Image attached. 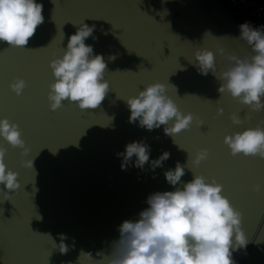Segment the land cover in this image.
<instances>
[{
	"label": "water",
	"instance_id": "obj_1",
	"mask_svg": "<svg viewBox=\"0 0 264 264\" xmlns=\"http://www.w3.org/2000/svg\"><path fill=\"white\" fill-rule=\"evenodd\" d=\"M35 2L43 5L44 20L27 46L0 42V119L18 125L28 149L21 155V149L0 139L6 169L17 173L20 184L10 200L0 185V264H87L81 253H91L95 262L96 253L107 252L118 239L121 223L137 220L148 207L150 195L174 191L194 175L220 184L222 195L241 213L248 242L232 253L234 264H264V160L232 156L223 144L225 136L255 128L264 110L252 111L220 94L221 82L211 72L200 75L190 63L196 50L212 51L218 75L225 70V56L249 52L237 39L234 19L215 0ZM81 24L93 28L85 44L93 56L103 57L109 91L94 110L64 101L50 111L48 65L62 56ZM16 80L25 83L20 96L9 88ZM153 83L166 86L182 114L193 115L187 130L171 137L164 125L148 131L129 123L125 100ZM233 115L240 125L232 123ZM132 142L149 147V161L136 168L133 157L121 170L122 157L116 154ZM199 150H207V158L193 167L190 159ZM164 152L169 158L153 169ZM25 161H31V169L22 167ZM177 163L185 166V175L170 186L163 174ZM255 185L260 191H253ZM54 242L64 243L67 252L61 254Z\"/></svg>",
	"mask_w": 264,
	"mask_h": 264
},
{
	"label": "clouds",
	"instance_id": "obj_2",
	"mask_svg": "<svg viewBox=\"0 0 264 264\" xmlns=\"http://www.w3.org/2000/svg\"><path fill=\"white\" fill-rule=\"evenodd\" d=\"M42 9L43 5L35 0H0V42L14 48L26 47L43 23ZM238 29L237 39L249 52L242 57L225 56V70L218 75L212 51L196 50L190 63L195 62L200 75L211 72L221 82L220 94L226 93L237 103L259 112L264 110V26L253 27L246 21ZM92 32V27L81 24L68 37L62 56L49 63L53 78L47 96L50 111L59 109L64 101L81 111L94 110L108 93L103 57L93 56L92 46L85 44ZM215 49L218 55H224L221 48ZM9 88L20 96L25 83L16 80ZM166 91L165 85L153 83L126 99L129 123L138 122V126L148 131L164 125V134L171 137L187 130L194 121L193 115L182 114ZM220 114L222 109L217 108V115ZM230 119L234 125L242 123L235 115ZM195 123L197 127L202 125L198 119ZM260 125H264V120L255 128L225 136L223 144L230 155L264 160V128ZM0 139L13 149H21V155H27L28 149L15 123L0 119ZM149 151L142 142L126 145L123 153L116 154L122 157L121 170L126 169L133 157L134 167L142 169L149 161ZM207 155V150L195 152L194 158H189L191 165L198 166ZM5 156V149L0 148V185L4 187L3 198L10 200L9 193H15L20 184L17 173L6 169ZM168 158L169 153H162L151 167L161 166ZM22 167L31 169V161L22 162ZM163 175L170 186H176L185 175V166L177 163ZM253 191H260V185H255ZM145 202L148 207L138 214L137 220L121 223L118 239L110 243L107 252L96 253L99 260L93 262L91 253H81L80 261L83 258L87 264H234L232 253L243 249L248 242L241 229V213L222 195V186L215 180L209 182L194 175L176 190L153 193ZM60 239L63 241L65 237ZM54 247L61 254L68 250L62 242H54Z\"/></svg>",
	"mask_w": 264,
	"mask_h": 264
},
{
	"label": "built area",
	"instance_id": "obj_3",
	"mask_svg": "<svg viewBox=\"0 0 264 264\" xmlns=\"http://www.w3.org/2000/svg\"><path fill=\"white\" fill-rule=\"evenodd\" d=\"M238 25L250 22L253 27L264 26V0H215ZM239 32V29H238Z\"/></svg>",
	"mask_w": 264,
	"mask_h": 264
}]
</instances>
